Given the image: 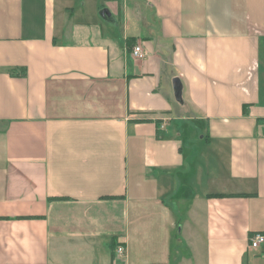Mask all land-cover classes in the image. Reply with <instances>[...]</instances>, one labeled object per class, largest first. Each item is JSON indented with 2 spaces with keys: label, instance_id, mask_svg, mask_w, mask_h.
Here are the masks:
<instances>
[{
  "label": "crops",
  "instance_id": "crops-1",
  "mask_svg": "<svg viewBox=\"0 0 264 264\" xmlns=\"http://www.w3.org/2000/svg\"><path fill=\"white\" fill-rule=\"evenodd\" d=\"M257 232L264 0H0V264H264Z\"/></svg>",
  "mask_w": 264,
  "mask_h": 264
},
{
  "label": "built area",
  "instance_id": "built-area-1",
  "mask_svg": "<svg viewBox=\"0 0 264 264\" xmlns=\"http://www.w3.org/2000/svg\"><path fill=\"white\" fill-rule=\"evenodd\" d=\"M131 53H132V56L135 58H141L144 56V52L139 45H135L132 48ZM263 242H264V234L263 233L257 232V233L250 235V237H249L250 246L253 248L259 246ZM123 252H124V249L122 246H118L115 250V253L117 255H120V256L123 254Z\"/></svg>",
  "mask_w": 264,
  "mask_h": 264
},
{
  "label": "water",
  "instance_id": "water-1",
  "mask_svg": "<svg viewBox=\"0 0 264 264\" xmlns=\"http://www.w3.org/2000/svg\"><path fill=\"white\" fill-rule=\"evenodd\" d=\"M100 13H101V16L104 18L110 19V17H111L109 11L105 8L102 9ZM173 87H174V94L180 96L181 85H180L178 79L173 80Z\"/></svg>",
  "mask_w": 264,
  "mask_h": 264
}]
</instances>
